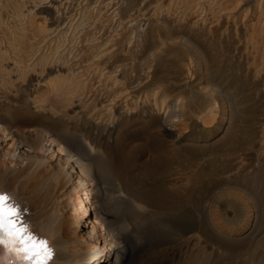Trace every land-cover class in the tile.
<instances>
[{
    "label": "bare ground",
    "instance_id": "obj_1",
    "mask_svg": "<svg viewBox=\"0 0 264 264\" xmlns=\"http://www.w3.org/2000/svg\"><path fill=\"white\" fill-rule=\"evenodd\" d=\"M0 191L50 264H264V0H0Z\"/></svg>",
    "mask_w": 264,
    "mask_h": 264
},
{
    "label": "snow or ice",
    "instance_id": "obj_2",
    "mask_svg": "<svg viewBox=\"0 0 264 264\" xmlns=\"http://www.w3.org/2000/svg\"><path fill=\"white\" fill-rule=\"evenodd\" d=\"M21 211L7 191H0V245L24 264H50L54 250L23 222Z\"/></svg>",
    "mask_w": 264,
    "mask_h": 264
},
{
    "label": "rangeland",
    "instance_id": "obj_3",
    "mask_svg": "<svg viewBox=\"0 0 264 264\" xmlns=\"http://www.w3.org/2000/svg\"><path fill=\"white\" fill-rule=\"evenodd\" d=\"M144 25V20L143 19H140L139 20V22H138V26L139 27H142ZM130 59H131V61H129V57L127 58V59H125L124 60V62H126L127 64H128V62H130L129 64L131 65V64H133L132 63V61L134 62V60H135V58H133V57H130ZM132 73H135V70H133V72ZM107 191H109L110 190V187H107V189H106ZM220 206H221V208L223 209V211H224V215L228 218V219H231L232 221H234L235 220V218L233 217V214H234V210H233V208H231L230 206H227V204L225 203V202H220ZM226 209V210H225ZM229 210V211H228ZM233 210V211H232ZM227 211V212H226ZM91 222H92V218H91ZM186 231V230H185ZM185 237H187V243L189 242H192L193 241V238H194V234H193V232H191V230L190 231H186L183 235H182V238H185ZM140 243L141 244H143V245H147V246H149L150 248H152V249H157V247L160 245V243L158 242V240L155 238V236H154V234H153V236L151 235L150 237H148L146 234H141V238H140ZM206 244H211L210 242H206ZM165 249L167 250V249H169L168 247H165ZM165 250V251H166ZM169 251L170 252H168V250H167V257L168 258H170V260L173 262V261H175L174 259H178L179 258V254H176V251L177 250H174V252H171V250L169 249ZM173 251V250H172ZM220 252H219V260H221L220 261V264H234L235 263V261H236V259H238L239 258V256L238 255H236V254H233V253H227V252H224V251H222V250H219ZM170 253H172V254H170ZM214 252H211L210 254H211V256L210 257H215L216 255H215V253L213 254ZM176 254V255H175ZM172 255V256H171ZM235 255H236V257H235ZM176 257V258H175Z\"/></svg>",
    "mask_w": 264,
    "mask_h": 264
}]
</instances>
